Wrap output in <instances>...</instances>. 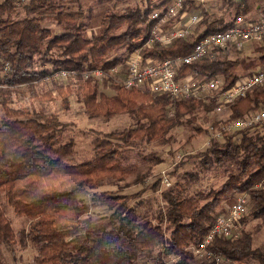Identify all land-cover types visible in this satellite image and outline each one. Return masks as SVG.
<instances>
[{
  "label": "trees",
  "instance_id": "16d2710c",
  "mask_svg": "<svg viewBox=\"0 0 264 264\" xmlns=\"http://www.w3.org/2000/svg\"><path fill=\"white\" fill-rule=\"evenodd\" d=\"M18 1L0 0V192L18 215L31 220L29 228L18 234L21 242L29 241L36 247L30 264H195L192 246L203 239L218 213L217 203L229 192H246L252 200L250 214L264 224V123L262 135L248 130L225 134L222 143L212 141L201 154L203 164L211 162L212 155L214 163L221 165L229 160L237 169L216 192L197 197L164 193L165 217L172 226L168 234L161 225L162 213L158 223L140 222L126 215L134 209L128 208L131 196L106 195L110 210L106 223L94 226L91 215L83 217L89 210L79 194L96 187L105 178L123 177L134 170V165L123 166L116 151L97 138L93 158L80 163L67 162L74 154V144L72 140L59 139L58 117L43 108L27 106L23 99L41 102L60 98L67 107L70 95L75 94L84 109L93 115L139 113L146 123L116 133V138L122 134L119 140L123 141L134 133L163 137L181 123L185 114L197 107L213 110L217 101L171 99L168 95L141 93L118 84L110 85L113 94L108 97L98 94L96 85L80 75L74 86L59 79L41 81L46 73L60 67L81 71L97 66L109 68L120 62L123 58L116 55L109 59V53L123 50L127 56L143 46L154 23L152 11L169 0L154 6L127 7L119 14L105 11L100 30L89 38L84 36L86 14L81 7L71 11L56 0H27L21 6L24 15L13 17ZM185 3L187 0H183V7ZM48 16L59 25L71 23L60 33H52L42 24ZM201 24L170 45L153 43L149 48L143 47L144 55L162 59L187 54L197 39L230 25L223 24L220 18H204ZM200 27L203 29L199 31ZM54 48L60 51L59 56L47 57V52ZM238 62L218 53L214 58L183 64L178 73L205 79L221 76L223 88H227L238 78L235 73ZM229 106L228 120L264 108V85L248 91ZM212 124L218 125L215 121ZM158 184L156 180L154 188ZM200 199L205 201L200 204ZM15 236L0 202V264H4L2 247H9ZM208 247L237 264L249 259L264 264V247H252L251 234L242 230L237 237H216ZM153 249H157L154 255ZM196 264L213 263L204 260Z\"/></svg>",
  "mask_w": 264,
  "mask_h": 264
},
{
  "label": "rangeland",
  "instance_id": "374dc122",
  "mask_svg": "<svg viewBox=\"0 0 264 264\" xmlns=\"http://www.w3.org/2000/svg\"><path fill=\"white\" fill-rule=\"evenodd\" d=\"M27 0L17 2V8L13 17L23 16L22 3ZM164 0H56V3L77 11L79 7L86 14L84 20L87 28L84 36L87 38L96 34L100 30V19L104 12H115L117 14L125 12L127 7H144L147 5H157ZM169 0L168 2H170ZM69 21L59 25L52 17L48 16L42 20V24L49 27L52 33H60L68 25ZM143 52V51H142ZM58 48L47 52V57H58ZM262 54V53H261ZM119 55L124 59L123 50L109 53L108 57L113 58ZM252 56L258 57L255 52L249 56L245 62H241L239 68L244 63L249 64ZM122 59V60H123ZM39 59L34 63L37 67ZM41 62V60H40ZM48 67V63H45ZM236 68V73H237ZM78 76L69 79H59L74 86ZM82 78V77H81ZM83 79V78H82ZM96 85L97 92L104 93L108 97L113 94L110 83L92 81ZM49 82V81H45ZM49 84V83H48ZM50 88V85L47 86ZM141 93L147 90H139ZM149 92V91H147ZM151 93V92H150ZM153 94V93H151ZM155 95V94H154ZM30 107L43 108L45 112L55 114L60 121L58 137L61 141L72 140L74 144V154L66 161L69 163H80L90 160L95 155L94 140L97 138L107 148L116 151V157L123 166L133 164L134 170L121 178L108 177L99 182L96 187L84 189L79 197L88 205L87 213L82 216H90L91 224L99 226L107 221L108 209L106 195H126L131 196L128 202L129 217H134L138 221L150 220L158 223V216L162 213L161 225L168 234L172 228L170 222L165 217L167 203L164 193L171 191L180 197H197L198 194L208 195L210 191L218 190L229 174L237 172L233 163L229 160L221 165L214 163V156L210 155L211 162L204 163L201 154L206 152L212 141L223 142V138L218 140L211 139L209 125L222 122L219 119L222 114L212 113V109L206 110L197 107L192 112L185 114L180 124L172 127L163 137L142 136L134 133L127 137L126 141L116 138V133H121L129 128L137 129L138 126L146 123V120L137 112H113L109 116L93 115L88 113L75 94L70 95L68 105L65 107L60 98L44 100L41 102L33 100H22ZM209 102V101H207ZM264 108H261L262 110ZM259 110V109H257ZM250 110L248 112H251ZM255 111V110H254ZM2 110L0 108V117ZM215 125V126H219ZM258 135L263 134L262 126H257L249 131ZM213 161V162H212ZM164 178L166 182L162 181ZM159 180V184L154 188L153 183ZM261 183L258 184V186ZM248 197L247 212L241 221L240 230L251 234L252 247H264V224L260 218L252 216L249 210L252 200L244 191H236L222 195L217 203L215 210L221 212L227 209L239 196ZM226 196V198H225ZM206 199V198H205ZM138 204L135 205V202ZM205 200L200 199V204ZM0 202L6 218L9 220L15 233L14 242L9 246L2 247L4 264H30L36 253V247L29 241L21 242L18 234L29 228L31 220L25 216L18 215L13 207L7 203L3 193L0 192ZM193 247V246H192ZM188 249L190 247H187ZM157 249H153L151 254H156ZM168 259V258H167ZM195 264L202 262L198 255L193 254ZM224 264H237L236 262L225 261ZM243 264H259L256 260L249 259Z\"/></svg>",
  "mask_w": 264,
  "mask_h": 264
},
{
  "label": "built area",
  "instance_id": "2783aa9c",
  "mask_svg": "<svg viewBox=\"0 0 264 264\" xmlns=\"http://www.w3.org/2000/svg\"><path fill=\"white\" fill-rule=\"evenodd\" d=\"M183 0H171L151 13L154 23L151 26L147 41L136 47L120 62L109 68L89 67L78 71L75 68H56L42 76L41 81L51 79H69L80 75L83 79L110 84H118L124 88L147 90L153 94H164L171 99L195 98L204 101L215 100L212 113L222 114L219 126L209 125L211 139L218 140L225 134L241 130H252L264 123V110H253L241 117L228 120L231 113L230 104L252 89L264 85V69L238 76L237 80L227 88H223L221 76L205 79L193 74L179 75V67L204 58H214L222 49L233 47L240 49L247 41H260L264 35V18L242 19L237 17L223 30L210 32L196 40L191 50L184 55L168 56L156 59L145 56L143 47H151L153 43L170 45L177 38H184L199 22L198 13L189 15L181 25L173 21L184 11ZM162 181L167 183L166 178ZM169 184V183H167ZM248 197L239 196L227 209L218 212L203 239L192 247L193 253L201 260L213 264H224L225 257L213 252L208 246L216 237H237L240 234L241 221L247 212Z\"/></svg>",
  "mask_w": 264,
  "mask_h": 264
},
{
  "label": "crops",
  "instance_id": "0c3cea01",
  "mask_svg": "<svg viewBox=\"0 0 264 264\" xmlns=\"http://www.w3.org/2000/svg\"><path fill=\"white\" fill-rule=\"evenodd\" d=\"M232 1V4H229L227 0H187L184 11L173 21V24H183L189 15L193 13H198L199 21H202L204 18H220L225 25L231 24L237 17L245 20L264 18V0ZM237 4H240L239 7ZM237 11L239 13L235 14ZM201 21L195 25V28L202 26ZM195 28L192 31H195ZM202 29L203 27H200L198 30L200 31ZM254 52L258 54V57L252 56L249 64L244 63L239 68L241 62H245ZM219 54L239 60L236 67L238 69L237 73L235 70L238 76H244L250 72L264 69V35L260 41H247L240 49L227 47L226 49H222Z\"/></svg>",
  "mask_w": 264,
  "mask_h": 264
}]
</instances>
